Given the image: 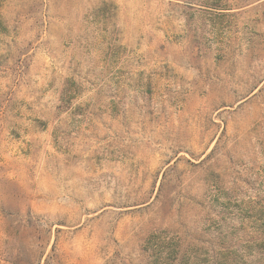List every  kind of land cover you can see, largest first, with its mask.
Listing matches in <instances>:
<instances>
[{"label":"rangeland","instance_id":"374dc122","mask_svg":"<svg viewBox=\"0 0 264 264\" xmlns=\"http://www.w3.org/2000/svg\"><path fill=\"white\" fill-rule=\"evenodd\" d=\"M0 264H264V0H0Z\"/></svg>","mask_w":264,"mask_h":264}]
</instances>
